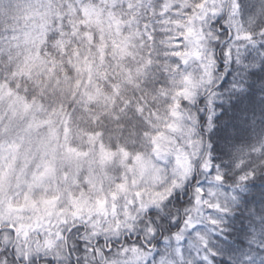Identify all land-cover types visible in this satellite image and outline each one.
I'll list each match as a JSON object with an SVG mask.
<instances>
[{
  "label": "clouds",
  "instance_id": "9594fccd",
  "mask_svg": "<svg viewBox=\"0 0 264 264\" xmlns=\"http://www.w3.org/2000/svg\"><path fill=\"white\" fill-rule=\"evenodd\" d=\"M0 264H264V0H0Z\"/></svg>",
  "mask_w": 264,
  "mask_h": 264
}]
</instances>
